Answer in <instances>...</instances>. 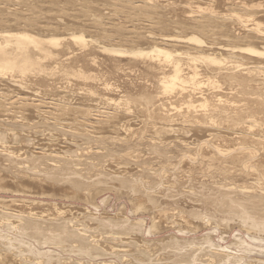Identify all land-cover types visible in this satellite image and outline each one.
Masks as SVG:
<instances>
[{"label":"bare ground","instance_id":"obj_1","mask_svg":"<svg viewBox=\"0 0 264 264\" xmlns=\"http://www.w3.org/2000/svg\"><path fill=\"white\" fill-rule=\"evenodd\" d=\"M18 1L0 0V183L2 173L9 174L14 183L18 180L16 184L23 177L40 180L37 173L42 166L53 174L51 180L55 182L62 176L71 177L78 191L74 195L83 193L79 190L84 186L95 188V184L97 193L113 187L132 192L142 175L154 181L155 173L166 183L160 195L175 192L190 196L187 185L197 180L195 185L213 186L219 195L213 198L219 203L208 198L207 206L221 203L231 207L240 202V207H233L234 214L244 225L250 215H256L259 223L250 220L253 226L245 230L253 244L264 242V2L250 5L225 0L217 3V9L213 0H203L197 7L188 1L180 7L183 16L176 18L171 13L172 3L162 5L156 0H72L62 5ZM103 8L109 10L106 17L97 15ZM225 115L231 123L221 127V118H215ZM218 138L237 144L228 149L214 145ZM85 163L95 168L93 173L103 176L93 185L84 183L81 166ZM35 165L36 170L31 168ZM21 189L16 192L23 193ZM147 198L151 205L160 201L156 193ZM65 214L30 209L14 214L0 207V230L9 228L13 237H34L43 244L53 240L58 245L69 239L90 252L100 248L88 244V231L76 229L79 224L70 226L72 220ZM239 236L232 245L236 252L229 253V247L225 252L215 248L201 261L264 264L247 261L255 249ZM15 255L12 261L11 257H0V264L41 263L31 259L33 255L18 260Z\"/></svg>","mask_w":264,"mask_h":264},{"label":"rangeland","instance_id":"obj_2","mask_svg":"<svg viewBox=\"0 0 264 264\" xmlns=\"http://www.w3.org/2000/svg\"><path fill=\"white\" fill-rule=\"evenodd\" d=\"M23 1H25V2H30V1L31 2H37V1H39L40 2L41 0H37V1H35V0H33V1L32 0H27V1L23 0ZM70 1H72V0H44V1L42 0L41 2H57V3L62 5L63 4L62 2H70ZM119 1L122 2L123 0H119ZM124 1H126V0H124ZM188 1H193V4H195L194 6L197 7V5H199L198 3H201L203 0H156V2H162V5L165 4V2L172 3V6H171L172 10L170 9L172 12L171 11L170 12L172 14H175L176 18H178V17L180 18L181 15L183 16L182 8H180V7H183L184 5H186L185 2H188ZM213 1H214V4H216V6L214 5L215 7L214 6L213 7L214 8L217 7V9L219 8L217 6V3L220 4L219 2H225V0H213ZM231 1L232 2H248L250 5L251 4H257L259 2L260 3L264 2V0H250V2H249V0H231ZM15 2H19V1L15 0ZM20 4H21V6L23 5L22 2H20ZM174 6H176L178 9H176V7H174ZM20 9H21V11L25 10V8H22V7ZM69 13H71V12H69ZM108 13H109V10H107L106 8H103V10L99 14H97V13L96 14L97 15H104L106 17ZM178 14H179V16H177ZM118 20L120 21V23H123L122 19L119 18ZM66 22H69V21L65 20L64 23H66ZM217 115H219V114H217ZM226 117H227L226 115H225V117L224 116H216L215 119L218 121V118H221V119H219L218 122L222 123L221 127H223L226 123L227 124L231 123L229 121V119L226 118ZM223 119H225V121ZM140 120H142L141 117H140ZM183 121L184 120H182L181 122H183ZM179 122H180V120H179ZM221 132H225V131L223 129H221ZM189 135H191V134L189 133ZM165 142H167V141H165ZM212 143H213V141H212ZM214 143H217V144H214ZM214 143H213L214 145L223 146V148H227V149H228V147L229 148H233V147H235V144H237V143L232 142V141L229 142L228 140L224 141L222 138H218V141H214ZM230 143H231V146H230ZM238 145H239V143H238ZM140 146H142V145H140ZM255 151L256 152H260L259 149H257V148L255 149ZM69 155L70 154H68V156ZM85 159H87V158H83V160H85ZM152 159H154V157H152ZM101 164H102L101 167L105 168V166H104L105 164L104 163H101ZM100 165H98V166L100 167ZM82 166H81V169H83L85 171V172H83V174H84V178H83L84 183L86 182L88 184L93 185V184H95L94 183L95 181L97 182V180H99L98 178H100V177L102 178L103 177V176H101L100 173L99 174L93 173L95 168L89 167L88 164L85 163ZM95 166H97V165H95ZM35 167L37 168L38 166L37 165H35L33 167L31 166L32 169H34ZM72 167L75 168L74 166H72ZM84 167H85V169H84ZM101 167H100V169H102ZM36 168H35V170H36ZM39 168H41V167L39 166ZM77 168H79V167H77ZM90 168H91V171H89ZM156 168H157L156 166H153L152 170H156ZM12 171H16V169L13 168ZM32 171L34 172V170H32ZM86 171L90 172V173L87 172V174H89V176H91V177H89L87 174H85ZM45 172H47V173L45 174ZM40 173H41V175L43 177L40 176ZM48 173H50V171H45V167L42 166L41 172L37 173L38 174L37 179L41 178L40 180L35 181V180L32 179V181H30L31 178H29V177H25L24 178L22 176L24 179L21 177L22 179H20V180L22 182L20 181L19 184H16V183H18V180L14 183L15 180L14 179L11 180L9 178V174L2 173V177L3 178H2V182L0 183V188L2 186V188L0 189V207H1V209L2 208H4V209L8 208L9 210H12L14 214H16V212L18 213L19 210H21L22 212L23 211L28 212L29 209L31 211H33V212H41V213H45V214H49V215L53 214V213H56V212H58V213L59 212H66L67 215L65 214V217L67 216L66 218H70V220H72V223L69 222L68 224H70V226H76L77 224H79L75 228L77 229L79 227L78 229H81V231L82 230L85 231L86 234H87V231H88V233H89L88 236H90V238L92 240L94 239L93 241H91V239H90L89 242H91V243H88V244H91V245L93 244V245H95L94 246L95 248H96V246H98L100 248H97V250L93 249V252H90V251H88L85 248H81L82 244L74 243V242L72 243L69 239L67 241L63 240V242L59 241L58 245H57L58 241L55 242V245H54V241L53 240L49 241V243H47V244H43V241H41V239H39V240L42 243H39V240L37 238L35 239L34 237H32L33 239H30V238H27V237H24V236H16V237L14 236L13 237L12 230L10 231L9 228H7L8 230L3 228L4 230L3 229L0 230L1 231L0 235L2 234V235H5L6 237L2 236V235L0 237V257H2V258L6 257V256L11 257L10 261H12V254L13 255L16 254L15 255L16 259H17V257H19V258H23L24 257L26 259H29V256L33 255V257H30V258L32 259V258L35 257L34 259L39 260L41 262L40 264H44V262H45V264H50V263L51 264H67V263L68 264H75V263H77V264H81V263L82 264H204V262L201 261V259L203 258L202 260H205L208 257L207 255L210 252H213L215 250V248L223 249V250L227 249L226 251L230 250L229 253L236 252V251H234L232 245H234V243L236 242L234 240V237H235V239H237L236 237H238L240 235L239 237H241L245 241V244L247 243L248 245L254 246V249H255L254 250L255 253L253 252L254 254H250L247 257V261L252 260V262H254L253 260H256L255 262L257 263V261L260 260V262H262V261L264 262V252H262L260 250V249L263 248L262 250L264 251V242L257 243L258 245L256 243L253 244L249 240L250 234L248 235V233H247L248 229L245 230L246 228L251 227V225H252L251 223L252 222H258L259 223V220L255 219V218H257V216L256 215H254V216L250 215V217L252 216L251 217L252 219L250 218V220L252 222L248 219L245 222L246 225H244V223H242L243 224L242 225L241 223H239L240 216L236 215L237 213L234 214V212H236L235 208L237 209V206H239L240 202L238 204H235L236 206L232 205L231 207H230V205H226V204L224 205V204H221V203L220 204H216V205L213 204L211 206H207L206 205V200L209 201V199L212 198V202L214 201V203H217V201H218V200H213V198L215 199V197H216L214 195L215 194L218 195L216 192H214V190H216V189L213 190V188H215L213 186H208L207 187V186L201 185V184L200 185H197V184L195 185L194 183L198 182L196 180V182L193 183V185H195V186L192 185L193 186L192 187L191 185H187L188 190L186 189V191H189L191 193L190 196L183 195L182 193L176 194L175 192H170V193L169 192H165L164 194L166 196L165 195H160L159 194L160 189L163 188V185L166 186V183H163L164 180H162L160 182V180H158L159 176L157 174L153 173L154 174V179L156 178L154 181H152V179L150 180V178H145L144 175H142L139 178L141 180L138 179V180L135 181V184H136L137 187L133 183V186L138 189V190L134 189L135 191L137 190V192H134V190H132V192H134L135 194L132 193L131 191L130 192L128 191L130 194L128 192L126 193V192H124L126 190H124V189L122 190L121 187H120L121 189L113 187V188H115V190L113 188L111 190V188H110V190L107 189L105 191V189H106L105 187L106 186L105 187L101 186L102 188H105L104 189L105 192L104 191L101 192L100 190H103V189H100L99 190L100 192L97 193L98 191H94V189L97 186L95 184V188H94V186H92L93 188L91 187V185L89 186V187L92 188L91 190L89 188H87V187L85 188V186L82 187L79 190V192L81 193V190H84V191H82L83 193H81V194L77 193L79 195L78 196V195H74L78 191L74 190V189H77L75 187L73 188V186L76 183L75 184L72 183L71 177H69L70 179H67L68 178L67 176H62L63 178L61 177L58 180L56 179V182H55V181L51 180L53 174H51V173L48 174ZM0 175H1V173H0ZM6 175H8V176H6ZM49 175H50V177H49ZM152 176L153 175L151 173V175L149 177L152 178ZM10 177L13 178V176H10ZM23 180H24V185L25 186L24 185L22 186V184H21V183H23ZM25 180H27L28 182L25 181ZM38 181H39V183H38ZM144 181H145V183H144ZM152 182L154 183L153 185L155 186L154 187L155 189L151 187L152 186ZM12 183H14L15 186L12 185ZM6 184H8L10 186H8ZM20 184H21V186H20ZM16 185L17 186L19 185L21 188L23 187L22 189L24 190V192L23 193L21 191L20 192H16L17 189H18L17 191H19L21 189L19 186L16 188ZM160 185H162V187ZM41 186H43V187H41ZM216 186H218V184H216ZM37 187H39V188H37ZM41 188H43L44 190L41 189ZM216 188L218 190V188H220V187H216ZM195 191H196V193H195ZM73 192H75V193L73 194ZM89 192L92 193L91 196H90ZM21 193H22V195H21ZM86 193H88L89 196ZM93 193H95V194H93ZM155 193H156V195H159L160 201L157 204L153 203L155 205H151V203L149 202L150 199H148L147 197H149V194L155 195ZM127 194H129L128 195L129 197L127 196ZM173 194H174V198L170 197V196H173ZM196 194H197V196H196ZM41 195H43V196H41ZM80 195H86V197L93 198V199H90L91 202H89L90 200L88 198H86L85 196L84 197L80 196ZM194 195L197 198L194 197ZM79 197L80 198L82 197L81 200H80ZM178 197H179V199H178ZM216 198L218 199L219 195ZM132 199H133V201H132ZM146 199H148V200H146ZM234 199H235V197H233V195H232V200H234ZM136 200H138V201H136ZM130 202L132 203V205H131ZM136 202L137 203L141 202L142 206H144V210H142L143 209L142 206L137 204ZM144 202H146V203H144ZM173 202L174 203L176 202V203L174 204ZM218 203H219V201H218ZM145 204H147V206ZM198 204H200V205H198ZM132 206H133V208H135V207L136 208L133 209ZM96 207L99 208V209H96ZM164 207H165V209H164ZM233 207H235V208H233ZM132 209H133V211H132ZM136 209H138V210L136 211ZM139 209H140V211H139ZM174 209H175V211H174ZM240 209L241 208H239L237 211H239ZM145 210L148 211V212H146ZM160 210H162V211H160ZM228 210H231V211H228ZM48 211H49V213H48ZM132 212H133V214H132ZM223 212H224V214H223ZM155 213H156V215H155ZM81 214H83V215H81ZM157 215H158V217H157ZM179 215L182 218L179 217ZM235 216H236L237 221L234 218ZM237 216H239V217H237ZM101 218H103V219H101ZM238 218H239V220H238ZM73 219H75V220H73ZM118 219H119V221H118ZM126 219H128V220H126ZM227 219L228 220L235 219V220L234 221L233 220L232 221L231 220L228 221ZM113 220H114V222H113ZM225 220H227V222ZM159 222L161 223V225H160ZM165 222H167V223H165ZM168 222H170V223H168ZM205 222H207V224H205ZM233 222H238V224L237 223H233ZM190 224H191V226H190ZM202 225H204V226H202ZM238 225H239V227H238ZM171 226H173V227H171ZM227 226H229V227L227 228ZM84 227L87 228V229H85ZM180 227H181V229H180ZM88 229L91 230V231H89ZM191 229H193L192 232H191ZM254 230H257V229H254ZM225 231H228V232L226 233ZM61 232H63V231L61 230ZM119 232H120V234H119ZM110 233H112L113 236ZM121 234H122V238L119 237V236H121ZM141 234H142V236H141ZM224 234L226 236H224ZM115 235H118L119 238L117 236H115ZM114 236H115V238H114ZM205 236H207L205 239H208V240H204ZM175 237H176V239H175ZM16 238H17V240H16ZM38 238H42V237H38ZM68 238H70V237H68ZM116 238H118V240ZM120 238L121 239L124 238L123 239L124 241L123 240H119ZM20 239L22 240L23 243L19 242ZM110 239H112V240L114 239V240L112 241ZM57 240H59V239H57ZM233 240L235 242H233ZM130 241H132V244H130L131 243ZM212 241H213L214 244L212 243ZM112 242H115L114 243L115 244L114 248L111 247L112 244H113ZM117 242H118V244L116 245ZM200 242H202L201 243L202 245L200 244ZM155 243H157V244H155ZM159 243H160V246H159ZM210 243H211V245H209ZM40 244H42V246ZM17 245H18V247H17ZM28 245H29V247H28ZM122 246H125V247L123 248ZM203 246H205V247H203ZM9 247H11V249ZM30 247H31V249H33L32 251H34V254L32 253L31 249H29ZM117 247L118 248L120 247L119 249H121V248L122 249L121 250H118V249L116 250L115 248H117ZM211 247H213V248L210 249ZM227 247H229L231 249H229ZM7 248H9L12 253L10 251H8ZM25 248H26V250H25ZM126 248H127L128 251L126 250ZM28 249L30 250L29 252H28ZM67 249H68V251H67ZM112 249H114L116 251H113ZM257 249H258V251H257L258 253L256 252ZM19 250H20V252H19ZM84 250L85 251L87 250V251L83 252ZM111 250H112V252H111ZM187 250H189V251H187ZM208 250H210V251L207 252ZM225 250H224V252H225ZM41 251H43V252H41ZM70 251H72V252H70ZM118 251H121V252L118 253ZM259 251H261V252L259 253ZM4 252H5V254L7 252L8 253L5 255ZM18 252L20 253V255L22 254L21 255L22 257L19 256ZM23 252H25L24 253L25 255L23 254ZM27 252H28V254H27L28 256H26ZM198 252H199V254H198ZM201 252H202V254H201ZM31 253H32V255H31ZM116 253H118V255ZM176 254H177V256H176ZM203 254L206 255V257H204ZM37 255H39V256H37ZM95 255L99 256V257L94 258ZM104 255H107V256H104ZM92 256H93V258H92ZM192 256H193V258H191ZM2 258L0 259V261L2 260ZM57 261H58V263H57ZM70 262H72V263H70ZM22 264H25V263H22ZM26 264H38V263L36 261H32V262H28ZM205 264H206V262H205Z\"/></svg>","mask_w":264,"mask_h":264}]
</instances>
